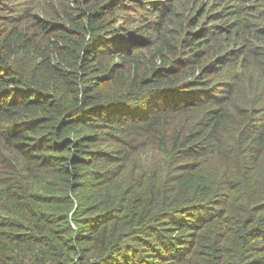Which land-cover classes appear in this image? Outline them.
Returning a JSON list of instances; mask_svg holds the SVG:
<instances>
[{"label":"trees","instance_id":"obj_1","mask_svg":"<svg viewBox=\"0 0 264 264\" xmlns=\"http://www.w3.org/2000/svg\"><path fill=\"white\" fill-rule=\"evenodd\" d=\"M0 264H264V0H0Z\"/></svg>","mask_w":264,"mask_h":264},{"label":"rangeland","instance_id":"obj_2","mask_svg":"<svg viewBox=\"0 0 264 264\" xmlns=\"http://www.w3.org/2000/svg\"><path fill=\"white\" fill-rule=\"evenodd\" d=\"M143 157H145V154L143 155ZM139 163V162H138Z\"/></svg>","mask_w":264,"mask_h":264}]
</instances>
